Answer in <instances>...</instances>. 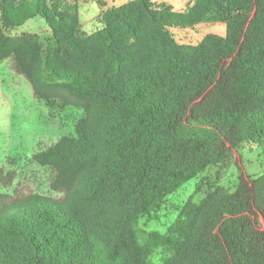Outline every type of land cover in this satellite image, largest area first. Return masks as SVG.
I'll use <instances>...</instances> for the list:
<instances>
[{
    "label": "trees",
    "instance_id": "obj_1",
    "mask_svg": "<svg viewBox=\"0 0 264 264\" xmlns=\"http://www.w3.org/2000/svg\"><path fill=\"white\" fill-rule=\"evenodd\" d=\"M38 17L53 33L46 49L9 33ZM102 23L85 32L69 0H0V62L13 59L48 106L67 94L86 112L74 137L34 156L64 197L0 198V264H157L160 252V264H264V175L189 202L170 234L139 228L232 150L264 145V0H192L184 12L132 0ZM214 23L226 38L188 46L172 31Z\"/></svg>",
    "mask_w": 264,
    "mask_h": 264
},
{
    "label": "rangeland",
    "instance_id": "obj_2",
    "mask_svg": "<svg viewBox=\"0 0 264 264\" xmlns=\"http://www.w3.org/2000/svg\"><path fill=\"white\" fill-rule=\"evenodd\" d=\"M69 0L78 3L82 29L88 34L101 30L104 10L120 7L132 0ZM157 5L171 6L177 12H184L192 0H152ZM173 34L181 45L195 46L208 35L222 38L227 36L224 23L200 24L191 28H174ZM37 34L46 49L53 42V33L44 19L38 17L24 26L9 32ZM53 106L35 97L30 82L15 69L13 59L0 62V198L10 203L31 194L62 199L64 194L54 191L52 183L56 172L34 160V156L55 145L63 137H74L76 125L86 117L83 107L69 100L67 94L59 95ZM64 96L65 99L62 98ZM71 99V103H72ZM264 175V145L245 143L232 150L231 160L226 165L213 166L180 190L168 196L161 206L139 220L144 232L161 235L171 230L183 208L189 202L200 205L204 198L218 189L235 191L241 181L252 183ZM264 227V220H259ZM162 253L154 262L161 263Z\"/></svg>",
    "mask_w": 264,
    "mask_h": 264
}]
</instances>
